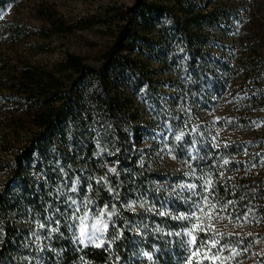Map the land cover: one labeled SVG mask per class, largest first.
<instances>
[{
    "label": "trees",
    "instance_id": "trees-1",
    "mask_svg": "<svg viewBox=\"0 0 264 264\" xmlns=\"http://www.w3.org/2000/svg\"><path fill=\"white\" fill-rule=\"evenodd\" d=\"M42 15L61 28L54 14ZM103 22L119 24L98 68L70 53L50 68L31 63L0 66V174L5 176L0 184V264L182 263L180 245L186 237L167 233L180 231L185 222L146 212L139 202L143 198L147 206L183 211L185 206L169 189L193 182L184 175L190 153L206 156L193 164L204 171L211 165L214 177L224 173V179L215 181L219 194L235 202L216 221L222 238L229 236L223 222L264 228V165L259 164L264 149L256 146L258 137L251 146L233 145L199 122L204 112L220 111L226 114L218 118L225 127L247 128L254 115L264 112V0H134ZM0 31L13 32L16 43L24 39L9 25ZM230 31L233 42L224 48L219 39L231 36ZM161 72L174 89L170 107L157 96ZM241 75L246 80L237 96L234 87ZM145 111L147 123L169 129L165 144L169 154L183 161L182 173L172 176L155 158L150 163L155 145L144 146L152 139L145 140L147 128L139 124ZM181 132L184 136L177 141ZM222 158L229 164L217 165ZM57 162L66 171L72 166V178L104 176L114 188L110 194L92 179L79 184L74 194L78 200L93 197L96 208L108 204V210L112 205L119 210L115 224L109 221L101 248L73 243L58 217L63 237L53 234L37 242L50 245L37 251L32 222L38 214L43 219L46 208H66L64 198H56V186L68 179L59 173ZM109 167L118 174L109 173ZM128 201L135 202V212L123 207ZM224 244L228 248L222 255L234 247L240 257L264 264V234Z\"/></svg>",
    "mask_w": 264,
    "mask_h": 264
},
{
    "label": "rangeland",
    "instance_id": "rangeland-1",
    "mask_svg": "<svg viewBox=\"0 0 264 264\" xmlns=\"http://www.w3.org/2000/svg\"><path fill=\"white\" fill-rule=\"evenodd\" d=\"M2 4L5 7H1ZM133 4L134 0H0V28L9 25V29L15 28V30L21 32V36H24L23 40L16 43L13 32L2 33L0 31V66L5 63L8 65L31 63L50 68L63 61L66 54L70 53L84 58L89 66L98 68L101 65L103 55L114 41V34L119 24L116 22L115 24L106 25L103 19L106 16L113 15L118 9L128 8ZM44 12L54 14L56 22L58 21V24L62 25L61 28L52 26L49 21L44 19L42 15ZM230 33L231 36L226 35L223 41L219 39L220 45L224 42V48H230L233 42L234 32L230 31ZM216 52L218 55V50ZM159 76H161L162 84L159 87L157 96L160 95L163 103L170 107L175 94L174 89L169 87V80L165 72H161ZM245 80V76H239L235 82V95L242 94ZM148 111L144 112V119L139 123L142 128H147L145 140L152 139V141L146 142L144 146H151L152 143L155 145L154 154L150 157L152 159H148L153 161V158H155L160 169L167 170L172 176H176L182 173L186 167L183 161L173 159L174 156L169 154L165 144V140L169 136V129L167 127L157 129L156 125L146 122L149 118ZM222 115L226 118V114L220 111L204 112L203 116L199 118V122L204 125L209 124L208 126L213 132L222 134L224 140L233 145L245 143L251 146L255 144L252 139L256 136L258 137L256 146L264 149L263 111L253 116V122L247 128L236 125L225 127L226 123L220 122L218 119ZM3 126L4 122L0 119V132H2ZM259 164L264 165V156H262ZM4 179V174H0V184ZM222 224L229 236L222 238L223 234H220L218 240L221 244L240 242L242 238L247 239L252 235L264 234V228L252 225L251 222H244V224L238 225L237 228L236 224L231 225L229 222H223ZM184 239H187V237ZM231 249L229 250L231 251ZM181 251L183 252L181 258L184 260L187 253L184 249ZM238 253L239 255H235L234 259L228 260L227 264H253L248 257H240L241 251ZM174 260L179 261L178 258H174Z\"/></svg>",
    "mask_w": 264,
    "mask_h": 264
},
{
    "label": "snow or ice",
    "instance_id": "snow-or-ice-1",
    "mask_svg": "<svg viewBox=\"0 0 264 264\" xmlns=\"http://www.w3.org/2000/svg\"><path fill=\"white\" fill-rule=\"evenodd\" d=\"M183 136L184 133L181 132L175 136V139L181 141ZM215 146L219 147L218 144ZM101 151H105V149H101ZM95 155H100V152L98 151ZM189 155L190 160L184 161L188 166V171L184 175L194 178L193 182L180 184L176 188L169 189L171 195L185 206L184 210H161L164 209L163 204L161 209H158L154 204L147 206L148 202L143 198L140 199L139 208L146 212H155L159 216H169L175 221L185 222L181 224L180 231L167 233L169 236L187 237V239L181 241L180 245L187 253L182 264H206V262L207 264H226L228 260L234 259L235 255H239V253L236 252L235 248H232L228 256L222 255L228 245L221 244L220 240L217 239L220 233L215 230V227L216 221L222 219L228 207L234 205L235 202L232 200L224 201L219 194L215 181L224 179V173L220 172L219 176L214 177L211 165H207L208 171H204L198 163L193 164L194 161H204L206 156L192 155L191 153ZM216 164L228 165L229 160L222 158ZM57 168L62 176L68 178L56 186V198L63 197V203L66 208L63 211L60 207H55L51 211L46 208L45 210L48 214L43 219H40L38 214L37 219L32 222L35 224V228H30V234L35 238L33 243L36 244L37 251L42 252L45 248L50 247L48 244L41 245L37 242L49 240L53 234H59V236L63 237L64 234L60 232L61 219L58 217L63 218V226L72 233L71 240L73 243L85 246L94 245L97 248H101L105 243L103 237L109 227V221L113 225L115 224L114 217L119 214V210L115 205H112L111 210H108V204H105L103 208H96L93 197L84 196L83 199L78 200L74 194L77 193L79 184L92 179L96 180L97 185L106 187L107 192L110 194L114 193V188L109 186V182L104 176L98 178L89 176L85 181H82L80 177L72 178L69 174L72 170L71 165L68 166L69 171H66L57 162ZM81 171H84V169H81ZM107 171L109 173H117L115 167H109ZM87 187L89 191H93L92 183H87ZM96 191L98 192V189ZM49 195H52V193H49ZM134 203L133 201H128L123 207L135 212ZM96 212L99 215H95ZM174 212H177V214H174ZM90 213H92L91 223H89ZM144 227L147 226L144 225ZM37 229L41 231H37ZM157 231L162 232L163 230L157 228ZM43 233H47V235ZM200 233H203V235H200ZM244 251H247V249H244ZM143 255L149 256V253L144 252Z\"/></svg>",
    "mask_w": 264,
    "mask_h": 264
}]
</instances>
